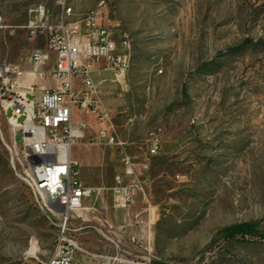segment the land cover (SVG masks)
<instances>
[{
  "label": "rangeland",
  "instance_id": "rangeland-1",
  "mask_svg": "<svg viewBox=\"0 0 264 264\" xmlns=\"http://www.w3.org/2000/svg\"><path fill=\"white\" fill-rule=\"evenodd\" d=\"M56 1L0 0L3 63L30 69L43 38L29 39L23 26L39 4L57 14ZM98 1L68 0L75 12L68 19L83 17ZM106 1V23L132 40L126 85L110 101L111 129L139 157L152 132L160 129L162 136L141 213L133 217L151 234L150 251L140 254L149 264H264V239L219 234L245 221L264 231V0ZM98 80L104 90H118L108 72ZM75 119L87 120L93 135L108 129L86 112H75ZM86 143L93 144L92 136L73 145V157L81 176L97 182L99 164L109 168L110 157L119 156L110 144ZM25 167L19 127L0 98V264H43L57 244L58 227L35 203ZM125 178L117 173L112 185L102 186L112 196L115 222L127 212L114 203V187ZM91 230V244L82 245L114 254L109 240Z\"/></svg>",
  "mask_w": 264,
  "mask_h": 264
},
{
  "label": "built area",
  "instance_id": "built-area-1",
  "mask_svg": "<svg viewBox=\"0 0 264 264\" xmlns=\"http://www.w3.org/2000/svg\"><path fill=\"white\" fill-rule=\"evenodd\" d=\"M58 12L39 4L29 15L24 29L29 39L43 43L33 48L32 67L23 69L17 63H3L0 54V98L4 112L13 125L19 127L20 144L24 149L26 167L23 181L34 201L58 227L59 236L52 256L43 264H79L77 254L97 261V264H149V258H125L118 242L104 232L101 234L115 244L114 254L94 253L81 246L70 235L74 211L82 208L83 198L93 190L84 185L78 163L71 157V148L79 143L90 127L88 121H73V110L86 111L100 122L111 124L112 109L106 98L121 96L125 63L132 56V40L126 31L115 34L106 23L108 4L100 0L87 12L81 23H68L75 15L68 0H57ZM50 52L56 54L52 63ZM103 60L112 73L118 90L103 92L95 82V63ZM60 79L55 88L36 83L38 77ZM78 80L79 88L74 87ZM37 92L39 94L36 98ZM24 117L23 121H19ZM93 143L118 147L124 166L125 179L114 187L115 206L129 209L138 194L146 197L145 182L149 179L152 159L162 147L161 131L150 134L141 157L134 155L129 144L117 138L109 129L101 128Z\"/></svg>",
  "mask_w": 264,
  "mask_h": 264
},
{
  "label": "crops",
  "instance_id": "crops-1",
  "mask_svg": "<svg viewBox=\"0 0 264 264\" xmlns=\"http://www.w3.org/2000/svg\"><path fill=\"white\" fill-rule=\"evenodd\" d=\"M50 57L52 63H54L56 59V54L54 52H50ZM104 72H108L112 77L111 71L104 67V61L103 60L97 61L95 63V71L93 73V77L95 82L99 85L100 89L103 92H105L108 89L104 90V88L100 86L98 79L99 76ZM60 82H61L60 79L51 76H46L44 78L38 77L36 79L37 84L44 85L48 88H55L59 85ZM74 87L76 90L79 88L78 80H74ZM38 96L39 94L37 92L36 98H38ZM112 99L113 98H106L107 105L110 106V101ZM77 111H81V110L78 109L73 110L74 122H79L83 120V119H79V120L75 119V112ZM82 112H86V111H82ZM86 114L91 115L88 112H86ZM111 126H112L111 124H108V129L111 132H113V134H115L118 139H120L119 136L114 132V130L111 129ZM98 131H96L95 135H93L91 133V130L88 128L86 130L84 138L91 139L92 136V139L94 140L97 138ZM98 144L101 143H93V144L86 143L85 145L90 147H96V145ZM112 147L115 149V152H117L119 156L118 147L116 145H112ZM130 150H132L131 147ZM71 157L73 160H75L78 163L79 175L84 185L88 188H91L93 192L91 193L90 196L83 198L82 208L73 212L70 235L80 245H82L85 242L91 244V242L87 241V237L91 236V232H92L91 228H95L97 229V231L104 232L112 240L118 242L123 257L129 258V256H131L130 259L143 257L144 255L140 253L143 252L144 250H147L149 252L151 249V234L147 229V227L135 226L133 219L134 215L137 216L139 215V213H141L138 206L142 204L143 201L142 195L138 194L137 200L134 204L135 206L133 205L129 209H127L126 216L123 219H120L119 221L115 222L112 212L109 210V205H108V203L112 199V196L109 195L108 197H106L105 192L102 191L104 190V187H102L103 185L105 186L112 185L113 179L117 173H124V166L121 162L120 156H119V160H114V158L110 157L111 160L109 162V166H110L109 168L108 166H106L107 164L106 161L103 163L101 162L99 164V166L101 165V167L99 171V180H97V182H94V180L93 181L90 180V178L85 179L83 176H81L80 164L78 159L73 157L72 148H71ZM93 223H97V225L98 224L99 225L96 226ZM100 225H104L106 229L102 228V226ZM108 244L112 246L116 252L115 244L110 241L108 242ZM77 258L79 264H91L92 261L91 257L85 256L80 253L77 254Z\"/></svg>",
  "mask_w": 264,
  "mask_h": 264
},
{
  "label": "trees",
  "instance_id": "trees-1",
  "mask_svg": "<svg viewBox=\"0 0 264 264\" xmlns=\"http://www.w3.org/2000/svg\"><path fill=\"white\" fill-rule=\"evenodd\" d=\"M219 234L225 239L238 237H255L264 239V231L259 228V222L257 221H245L226 226L219 231ZM152 264L159 263L155 261L152 262Z\"/></svg>",
  "mask_w": 264,
  "mask_h": 264
},
{
  "label": "bare ground",
  "instance_id": "bare-ground-1",
  "mask_svg": "<svg viewBox=\"0 0 264 264\" xmlns=\"http://www.w3.org/2000/svg\"><path fill=\"white\" fill-rule=\"evenodd\" d=\"M99 4H100V0L97 2L96 5H99ZM69 8H72V7L69 6ZM69 16H71V15H69ZM83 17H87V13ZM83 17H81L79 19H76V20H70V19H68V23H81V20H83ZM131 57L132 56H129V60H127V62L125 63V67L123 69V81L124 82H125V79H126L127 71L129 70V67H130V64H131ZM14 126H17V125H14Z\"/></svg>",
  "mask_w": 264,
  "mask_h": 264
}]
</instances>
